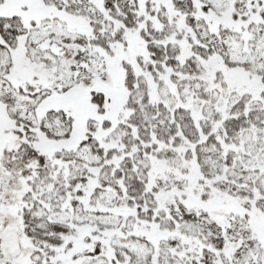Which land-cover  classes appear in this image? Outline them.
Segmentation results:
<instances>
[{
	"label": "snow or ice",
	"instance_id": "obj_1",
	"mask_svg": "<svg viewBox=\"0 0 264 264\" xmlns=\"http://www.w3.org/2000/svg\"><path fill=\"white\" fill-rule=\"evenodd\" d=\"M0 264H264V0H0Z\"/></svg>",
	"mask_w": 264,
	"mask_h": 264
}]
</instances>
